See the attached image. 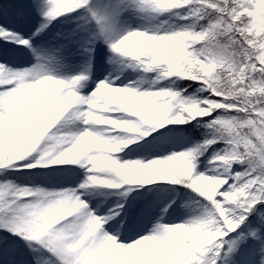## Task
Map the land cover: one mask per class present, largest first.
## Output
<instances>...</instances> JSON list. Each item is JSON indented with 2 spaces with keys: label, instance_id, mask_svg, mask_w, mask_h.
Returning a JSON list of instances; mask_svg holds the SVG:
<instances>
[{
  "label": "snow or ice",
  "instance_id": "snow-or-ice-1",
  "mask_svg": "<svg viewBox=\"0 0 264 264\" xmlns=\"http://www.w3.org/2000/svg\"><path fill=\"white\" fill-rule=\"evenodd\" d=\"M0 264H264V0H0Z\"/></svg>",
  "mask_w": 264,
  "mask_h": 264
}]
</instances>
